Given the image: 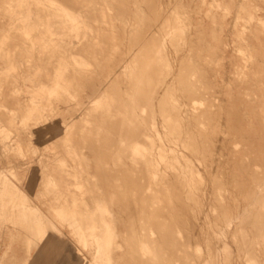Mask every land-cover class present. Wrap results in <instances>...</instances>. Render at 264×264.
<instances>
[{
  "label": "rangeland",
  "instance_id": "rangeland-1",
  "mask_svg": "<svg viewBox=\"0 0 264 264\" xmlns=\"http://www.w3.org/2000/svg\"><path fill=\"white\" fill-rule=\"evenodd\" d=\"M20 1L6 0L4 8L8 9L9 6H14L8 13H4V9H0V184H16L23 188L27 193L28 190H26V186L31 185L34 192L30 196V200H32L31 205L34 204V207L39 204V206L37 205L36 207H39L40 209L38 208V210L37 208H35L31 210L32 212H29V215L31 214L29 217H32L31 220L29 219L28 223L25 226H22L19 209H13V212L6 213L5 210H3L4 208L0 207V250L1 248H4V251L6 252L4 253L3 258H0V260H12L14 259L16 253H18L19 255L24 253L23 255H25V253H27V245L25 241L27 238H29V236L30 240L32 241V247L34 248L37 245L43 243L44 240L50 235L57 236V233L55 232H58L59 229L61 234L58 233L60 235H58V237L68 242L72 246V248L76 250L80 255V261L86 260L88 261L87 264H90L91 262V264H104V262L102 261V254H100L98 251V237H101L108 232L115 233L114 241L111 245L112 250H110L111 256L113 257L112 264H148V262H146L147 260L145 262L143 261V263L142 261L139 262L142 255L141 250L138 248L140 246L137 244V238H140V236H142L139 235L142 234L139 226H141V223L143 222L147 223L146 221H148L149 219L148 213L146 214L147 201L145 198L147 184H109L104 181L102 175L98 176L97 162L101 154H107L108 156L111 155L113 158L116 155L114 154L115 152L121 155L122 153H120L119 147H121V150L125 148L124 151H130L132 139H129L133 137L132 134L134 132L132 131L135 130V133L137 131V134H141L145 129L148 131L151 127H154V129L152 128L153 130L149 134L152 135L153 139H156V142L155 140H153L154 142L152 141V143H156L155 146H163L164 144V147H166L164 149L167 150L173 145V147H176L177 151L179 150L187 156H192L191 152H189L190 150L188 151V148H185L188 144L191 143V135H189V132L192 130L193 131L190 132L191 134L196 133L193 137H191L192 139L195 138L196 135L198 136V139L202 138L203 140H206L208 138V140H206L208 142V145L206 144L207 146L212 144L209 149L212 148L213 152L215 153H213L211 149L207 150L209 152L211 151V153L208 154H212L209 155L207 164H203L197 159L199 161L198 162L195 158L192 157V161L195 167L204 176L206 183V193L204 192L203 196V200L205 201H203L204 212L203 215H201L202 219L200 220V225L204 228V231H206L204 238L200 240L199 237V243L201 245V249L203 250L202 253L206 255V239L208 237L206 232L213 223H216L215 215L217 216L219 214L217 205L214 206L216 204L213 201L215 195L212 194H215V190L212 186V180L210 179H212L213 176H220L219 178L222 179L221 181L224 182L223 185H225L222 189V193L224 194V192H226L224 194L225 203L229 207L230 213H234V216H237L239 213L240 216H244L246 214L245 211L248 207H255L254 203L249 205L247 203L248 201L244 198L246 192H251L254 188L253 175L255 178L256 176H258V174L256 175L257 170V173H259L258 177H264V0H93L90 7L92 9L95 8V12L91 13H93L94 16L98 18V21L90 22L88 20L85 23L86 25L81 24L80 27L76 29L72 34H67L63 26H61L60 24H56L55 20H52L46 16L48 12L53 11V7L57 8L59 6H51L49 3L50 0H27L31 2V8L34 11L41 10V12L37 15L39 16V19L36 21L38 31L31 36H25L21 32L24 24L21 21V18L23 17L22 9L18 8ZM36 1H40L41 4H35ZM138 1L141 2V4ZM223 8L225 9V11ZM155 11L156 13L154 15ZM86 12V9H83L81 12L83 15L81 17L82 21L86 20V17L84 18ZM19 14L21 15L18 16ZM5 16H7V19H5ZM187 16H189V18ZM174 19L176 21L178 19L179 20L176 22ZM180 19H182L181 22ZM165 21H168L169 23H166ZM182 21L186 22H184L183 24ZM54 23L57 26H55ZM144 24L146 27L143 26ZM184 27H186L187 31ZM123 29H126L125 32ZM169 29L170 31H168ZM130 30L132 32H130ZM142 32L144 33L142 34ZM174 32L176 35L174 34ZM50 33H53L54 35L51 36ZM172 33L173 36H171ZM36 35L38 38L36 37ZM151 37H153V40L151 39ZM157 39L160 46H158L159 44L157 43ZM32 40L34 41L33 43H31ZM177 41L180 42L178 43ZM156 44L157 47H155ZM184 46L187 50L184 49ZM107 47L109 52L107 51ZM148 47H150V49ZM178 49L180 50L178 51ZM149 54H151L150 57ZM154 56L156 58H154ZM121 58H123L122 60H124L122 62L123 68L118 69V73L111 74V71L114 70L115 65L121 61ZM153 60L158 62H155ZM199 60L202 62H200ZM151 62L154 66L156 64V68L154 66H152L154 69L148 67L151 66ZM163 62L164 64L162 65ZM168 62L170 64H168ZM102 69L104 70V72ZM190 69H193L192 72L190 71ZM179 72H181V76L178 74ZM185 74L186 78L183 77ZM191 74H193L192 76L194 77L192 80H190L192 78ZM108 75L109 77H107ZM148 75H150L151 77ZM181 78H185L183 81L189 78V80H186L188 84L186 81H177ZM154 79L156 81L158 80V83L155 82ZM135 80L138 81L136 82ZM193 80L195 82H193ZM150 81L152 82V84ZM197 81L198 83H196ZM189 82L192 83L190 84ZM102 83L104 84V88L100 86ZM131 83H133L134 85ZM153 83H157L155 90L153 88L151 90V86L153 85ZM46 84H49V87L50 85H53L51 87H54L55 85V87L49 89ZM181 84L185 86L183 87V89ZM186 84L188 85V87ZM168 86L170 88H168ZM176 86L181 88L178 89ZM194 86L197 90L193 88ZM99 87L102 88L100 94H98L97 89ZM126 87L129 88L127 89ZM156 89L159 91L161 90L159 95L161 98L158 96L157 101V98H155L154 100L153 97H150L151 95L153 96V94L155 95V92L157 91ZM186 89H189V93L187 92L188 94H185V91H187ZM177 90H180L179 93ZM93 91H96L97 93ZM103 93H105L106 95H104ZM163 93L164 95H162ZM102 96L104 97L101 98ZM186 96L187 98H185V100L183 97ZM148 98L150 100H148ZM190 98L197 99V105L194 103L196 112L193 111L192 115L190 114V109L188 110V108H191L189 105L191 101ZM167 99L170 100L168 101ZM139 101L141 102V105ZM146 101L147 103L149 102L148 104L150 105H148ZM151 101L152 103H154L153 105L158 106H155L156 109L150 103ZM166 101L168 102L167 104H174H171V107L169 105L167 106ZM170 101L172 102L170 103ZM130 103L133 104V107ZM162 103L164 104V106H162ZM165 104L167 106L166 108ZM175 104H179L181 106H176ZM224 106H226L227 108ZM168 107L170 108V112L176 110L173 112V115H175L174 118L171 117L173 116L172 113L170 114L167 112L169 110ZM173 107L175 108L173 109ZM160 108H163L164 110L162 109L160 112ZM131 110L133 112H135L136 110V112L134 113L136 115H134ZM154 110L156 111V113ZM157 110L160 113L158 114V116L160 115L166 118L163 119V117L160 116L159 118L158 116L156 117L158 112ZM124 111H127V115ZM137 111L142 118L137 114ZM180 111L182 113L181 115ZM129 112H131V115L129 114ZM163 112L167 113L168 115L170 114V116H166ZM177 112L179 113V115L177 114L178 120L175 119L177 117ZM188 112H190V115L188 114ZM183 113H185L187 116L184 115V117ZM132 114L134 115L133 117H139L137 119H139L141 122H145V125L148 124L146 125L147 128L144 124L141 123V125L139 126L140 121L132 118ZM153 116H155L156 120H154ZM217 116L219 119H221V121L217 118ZM168 117L171 118V120L169 119L170 121L168 120ZM213 117H215V119H213ZM129 118L133 121L135 120L134 122H132L134 125H138V130L136 126L132 125V122ZM118 119H120V121L123 120L121 123L122 125L120 124V121ZM173 119L175 121H173ZM181 119H183L184 122L181 121ZM202 119L204 125L203 122L199 123V121H202ZM116 120L117 123H114L116 122ZM190 121H194L191 123L192 125L190 124ZM207 121H209V123L211 122V126L212 124H214L212 126L213 130L211 129L212 127L210 126V124H208ZM172 122H176V124L178 123V125L182 126L178 127L174 124L176 126V129L172 128L175 127L173 126ZM167 123L169 124V126L170 124H172V127L170 126V129L172 128L171 130L168 128L169 126ZM187 123L188 126L190 125L189 128L193 127L192 129L190 128V131ZM117 125L122 126V129L125 127V133L124 130L121 131V129L118 128ZM180 127L184 132L181 131L182 129ZM223 127L225 129H223ZM229 127L232 128L230 129ZM116 128H118L120 133L118 135H116V133H118V131L115 130ZM127 128L130 129V132L128 131L130 133L128 137V133L126 131ZM140 128L143 131H141ZM165 128H167L168 130ZM177 128H180V133H188L187 135L181 133L186 140H189V142L186 143L187 141H184L185 139L183 137V139L180 138V140H183L182 142H184L185 147L181 142L178 144L181 145V147L178 145H174V140L179 138V135L181 136ZM186 128L188 130H186ZM110 130H113V132H111ZM172 130H174L173 132L176 133L175 135L173 134ZM175 130L177 131L175 132ZM168 132L170 135L168 134ZM108 133L110 134V136H108ZM121 134L126 136L127 139L125 137H122ZM172 134L174 135V140ZM112 136L114 137L112 138ZM115 136L117 137L115 138ZM119 136L122 137V139ZM158 136H161V138L159 139ZM186 136L189 139H187ZM169 137L172 140H170ZM222 137L224 144L221 142ZM138 139L142 140L143 138H136V140ZM119 140H121V142L123 141L122 144L121 142L119 143ZM169 140L170 142H168ZM115 141L117 142L115 143ZM128 141H130L131 143ZM159 141L161 142L159 143ZM100 142H102V144ZM252 142L253 146L251 145ZM113 144H117L115 145L116 149L112 147ZM218 146L221 150L218 149ZM177 147L180 148L178 149ZM181 148L185 150H182ZM233 148L236 150H234ZM78 152L79 154H77ZM153 152H157L156 148ZM79 156H81L82 159ZM111 156L109 157L110 162L108 161V167L110 168V170H116L117 172L120 167L116 164V162H112V164H116L115 166L111 165V161L113 159ZM118 156L119 155L117 154L115 158L118 159ZM114 159L113 161H115ZM218 159L222 160V162ZM218 161H220L219 163H221L220 166H218ZM198 164H201V167L198 166ZM240 166H242L243 168ZM244 167L247 168L246 171L243 172L245 174L242 173V169H244ZM208 168L211 170H209ZM214 168L215 170H213ZM212 170L214 171L213 173ZM216 170L219 173L216 172L217 175H214ZM221 171L226 175H224ZM227 171L229 173H227ZM232 172L233 174H235L233 175ZM209 173L213 175H210ZM236 174L242 179V181H236L234 179V176ZM24 176H27L29 183L31 182L32 184H26V182H22ZM235 182H241L239 184L241 186L239 187L238 183ZM259 183L263 184L264 181H260ZM139 187L143 188V190L145 191L140 192ZM224 188L228 191V193ZM226 194L228 195L226 196ZM17 196H19V194ZM237 199L239 200L238 202ZM7 200H9V197L5 198L4 200L0 197V204H3V202ZM74 200L78 201L80 210L84 213L83 217L77 214H75L76 216L71 214L69 205H72ZM14 201L21 204V200L19 199H14ZM98 201L103 206L96 205L99 204ZM45 205L52 206L55 210L52 209L47 213V211L43 207ZM142 205L144 206V209H142ZM98 207H100V210L101 208L102 210L104 209V211H101L102 213L99 212ZM36 209L37 213H35ZM40 210L43 211L42 214V211ZM89 210L93 212L91 213ZM43 214L47 216H43ZM64 214L66 217L64 216ZM33 215L36 216V218ZM39 215L42 224H44V222H46L47 220L46 231L49 236H41L40 234L39 226H37L38 222V225H40L41 222L37 217ZM10 216L12 218H10ZM69 216L70 218H72V220H66L69 219ZM99 216L100 220L103 221V223L105 222L106 225L108 224L107 227L105 223L102 224V222H100ZM101 217L104 218L101 219ZM141 217L142 219H148L146 221L144 219V221L141 219L140 221ZM82 218H84L85 221L89 218V222L86 221V223H89L88 225L93 227L92 230L88 231V247H85L82 244L80 236L76 232L79 229L78 226H80V224L82 225ZM95 218L96 220H94ZM79 221L80 224H78ZM236 221L239 220L236 218V220L234 219L233 222L228 226H221L220 231L223 232V236L221 237L227 244L226 246L231 249L229 250L230 252H232L234 258H236L238 261L239 258L241 259V263L236 264H247L248 262L241 258L244 255L239 252L237 242L234 239V232L236 233L235 227L238 223ZM51 222L54 224V226H52L53 224ZM111 222L113 223V225L111 224ZM72 223L73 227L71 225ZM75 223H77L78 225ZM99 223L101 227H98L100 226L98 225ZM34 227L36 230L34 229ZM48 227L52 228L51 232ZM103 229H106V231H103ZM98 231H102L103 234ZM138 231H140L141 233H138ZM258 234L259 232L253 231L250 237L252 238L253 236L252 239L257 242H255L257 251L253 252V254L256 258L255 260L259 259L258 261H260L261 258H264V250L261 244H259L261 242L257 240L260 238V235L258 236ZM211 237L214 236H212L211 234ZM131 240L135 241L133 242ZM93 248L96 251H94ZM137 253H139V255L141 256H138ZM239 254L240 257H238ZM258 254L260 255L258 256ZM135 255H137L139 259ZM135 259L137 260L135 261ZM148 259L151 260V256L148 257ZM262 264H264V262Z\"/></svg>",
  "mask_w": 264,
  "mask_h": 264
},
{
  "label": "bare ground",
  "instance_id": "bare-ground-1",
  "mask_svg": "<svg viewBox=\"0 0 264 264\" xmlns=\"http://www.w3.org/2000/svg\"><path fill=\"white\" fill-rule=\"evenodd\" d=\"M20 1V0H19ZM92 1L93 0H50L49 1V3H50V5L51 6H59V7H57V8H54L53 7V11H51V12H48V14L46 15L48 18H50V19H52V20H55L56 21V24H60L61 26H63V28L66 30V32H67V34H72L76 29H78L79 27H80V25L81 24H85L88 20L91 22V21H98V18L96 17V16H94V14L93 13H91V12H95V8H91L90 7V5H91V3H92ZM155 1V0H154ZM234 1V0H233ZM139 2V1H138ZM148 2V1H147ZM164 2V1H163ZM179 2V1H178ZM5 3H6V0H1L0 1V9H4L3 10V12L5 13V12H9L10 10H11V8L12 7H14V6H9V8L8 9H6V8H4V5H5ZM16 3H17V1H16ZM20 4H19V6H18V8H20V9H22V12H23V17L21 18V21L23 22V24H24V26L22 27V29H21V32L25 35V36H31V35H33L35 32H37L38 31V28H37V26H36V21L39 19V16H37L40 12H41V10H33L32 8H31V2L30 1H27V0H21L20 2H19ZM140 4H141V2H139ZM232 3V2H231ZM35 4H41L40 3V1H36L35 2ZM140 4H139V7H140ZM219 4V3H218ZM239 4V3H238ZM135 5H136V3H135ZM148 6V5H147ZM180 6V5H179ZM191 6V5H190ZM190 6H189V9H190ZM136 7V6H135ZM134 7V8H135ZM143 7V6H142ZM213 7V6H212ZM225 7V6H224ZM52 8V7H51ZM165 8V7H164ZM178 8V7H177ZM184 8V7H183ZM83 9H86L87 10V12H86V15L84 16V18L86 17V20L85 21H82L81 20V17L83 16L82 15V10ZM153 9V8H152ZM151 9V10H152ZM212 9V8H211ZM224 9V8H223ZM227 9V8H226ZM229 9H231V8H229ZM143 10V9H142ZM188 10V9H187ZM245 10H246V8H245ZM100 11V10H99ZM153 11V10H152ZM182 11H183V9H182ZM224 11H225V9H224ZM35 12V13H34ZM138 12V11H137ZM147 12V11H146ZM160 12V11H159ZM211 12V11H210ZM231 12V11H230ZM236 12V11H235ZM47 13V12H46ZM145 13V12H144ZM155 13H156V11L154 12V15H155ZM163 13V12H162ZM165 13V12H164ZM175 13V12H174ZM188 13V12H187ZM190 13V12H189ZM17 14V13H16ZM146 14V13H145ZM21 14H19L18 16H20ZM139 15V14H138ZM158 15V14H157ZM177 15V14H176ZM189 15V14H188ZM229 15V14H228ZM17 16V17H18ZM101 16V15H100ZM140 16V15H139ZM148 16V15H147ZM15 17V16H14ZM41 17V16H40ZM188 18H189V16H187ZM186 17V18H187ZM103 18V17H102ZM140 18V17H139ZM143 18V17H142ZM161 18V17H160ZM177 18V17H176ZM180 18V17H179ZM214 18H216V17H214ZM252 18V17H251ZM5 19H7V16H5ZM12 19H13V17H12ZM236 19V18H235ZM139 20V19H138ZM162 20V19H161ZM175 20V19H174ZM179 20V19H178ZM177 20V21H178ZM181 20L182 19H180V22H181ZM263 20H264V18H263ZM11 21V20H10ZM140 21V20H139ZM149 21V20H148ZM154 21V20H153ZM176 21V20H175ZM176 21V22H177ZM243 21V20H242ZM166 22V21H165ZM168 22V21H167ZM166 22V23H167ZM183 22V21H182ZM184 22H186V21H184ZM184 22H183V24H184ZM261 22V21H260ZM264 22V21H263ZM165 23V24H166ZM169 23V22H168ZM188 23V22H187ZM127 24V23H126ZM180 24V23H179ZM213 24V23H212ZM247 24V23H246ZM54 25H55V23H54ZM86 25V24H85ZM88 25H90V24H88ZM87 25V26H88ZM128 25V24H127ZM141 25V24H140ZM158 25V24H157ZM176 25H178V24H176ZM55 26H57V25H55ZM132 26V25H131ZM143 26H145V24L143 25ZM150 26V25H149ZM165 26V25H164ZM174 26H175V24H174ZM146 27V26H145ZM152 27V26H151ZM151 27H148V28H151ZM160 27H162V26H160ZM159 27V28H160ZM166 27H168V26H166ZM188 27H189V25H188ZM220 27V26H219ZM141 28V27H140ZM158 28V27H157ZM177 28V27H176ZM181 28V27H180ZM183 28V27H182ZM185 28V30H186V27H184ZM132 29V28H131ZM175 29V28H174ZM216 29V28H215ZM11 30V29H10ZM124 30V29H123ZM126 30V29H125ZM125 30H124V32H125ZM147 30V29H146ZM176 30V29H175ZM248 30H250V29H248ZM106 31V30H105ZM141 31H143V30H141ZM168 31H170V29L168 30ZM173 31V30H172ZM187 31V30H186ZM185 31V32H186ZM130 32H132L131 30H130ZM157 32V31H156ZM158 32H159V30H158ZM163 32V31H162ZM161 32V33H162ZM177 32V31H176ZM144 32H142V34H143ZM166 33V32H165ZM181 33V32H180ZM22 34V35H23ZM38 34V33H37ZM46 34V33H45ZM127 34V33H126ZM159 34V33H158ZM174 34H175V32H174ZM196 34V33H195ZM245 34V33H244ZM50 35L51 36H53L54 34L53 33H50ZM111 35V34H110ZM124 35H125V33H124ZM129 35V34H128ZM176 35V34H175ZM179 35H181V34H179ZM183 35V34H182ZM202 35V34H201ZM214 35V34H213ZM141 36H143V35H141ZM163 36V35H162ZM169 36H170V34H169ZM171 36H173V33H172V35ZM189 36V35H188ZM187 36V37H188ZM36 37H37V35H36ZM40 37V36H39ZM154 37V36H153ZM153 37H151V39L153 38ZM180 37V36H179ZM185 37V36H184ZM183 37V38H184ZM192 37V36H191ZM38 38V37H37ZM68 38H70V37H68ZM67 38V39H68ZM76 38V37H75ZM135 38V37H134ZM66 39V40H67ZM148 39H149V37H148ZM155 39V38H154ZM165 39V38H164ZM174 39V38H173ZM180 39V38H179ZM65 40V39H64ZM63 40V41H64ZM69 40H71V39H69ZM153 40V39H152ZM151 40V41H152ZM175 40V39H174ZM147 41V40H146ZM155 41V40H154ZM163 41V40H162ZM166 41V40H165ZM164 41V42H165ZM169 41V40H168ZM171 41V40H170ZM183 41V40H182ZM34 41L32 40L31 41V43H33ZM69 42V41H68ZM67 42V43H68ZM134 42V41H133ZM148 42V41H147ZM156 42V41H155ZM154 42V43H155ZM178 42V41H177ZM180 42V41H179ZM178 42V43H179ZM197 42V41H196ZM20 43V42H19ZM121 43V42H120ZM123 43V42H122ZM146 43V42H145ZM157 43L159 44V42H158V39H157ZM182 43V42H181ZM180 43V44H181ZM65 44H66V42H65ZM151 44V43H150ZM163 44V43H162ZM179 44V45H180ZM23 45V44H22ZM31 45V44H30ZM105 45V44H104ZM166 45V44H165ZM176 45H177V43H176ZM67 46V45H66ZM150 46V45H149ZM158 46H160V44L158 45ZM200 46H201V44H200ZM208 46V45H207ZM210 46V45H209ZM62 47H64V46H62ZM141 47V46H140ZM146 47V46H145ZM155 47H157V44L155 45ZM155 47H153V48H155ZM179 47V46H178ZM187 47V46H186ZM190 47V46H189ZM204 47V46H203ZM18 48V47H17ZM66 48V47H65ZM133 48V47H132ZM149 49H150V47H148ZM173 48V47H172ZM191 48V47H190ZM200 48H202V47H200ZM159 49V48H158ZM167 49V48H166ZM184 49H186L185 48V46H184ZM198 49H199V47H198ZM209 49V48H208ZM141 50V49H140ZM140 50H139V53H140ZM155 50V49H154ZM175 50V49H174ZM180 49H178V51H179ZM187 50V49H186ZM192 50V49H191ZM10 51V50H9ZM37 51V50H36ZM107 51L109 52V50H108V47H107ZM172 51V50H171ZM202 51V50H201ZM204 51V50H203ZM217 51V50H216ZM13 52V51H12ZM15 52V51H14ZM107 52V53H108ZM138 52V51H137ZM158 52H159V50H158ZM158 52H157V54H158ZM161 52V51H160ZM181 52V51H180ZM198 52V51H197ZM196 52V53H197ZM214 52H215V50H214ZM245 52V51H244ZM155 53V52H154ZM176 53H177V51H176ZM206 53H207V51H206ZM242 53H243V51H242ZM151 54H152V52H151ZM151 54H149V57H150V55ZM160 54V53H159ZM198 54V53H197ZM95 55V54H94ZM119 55V54H118ZM134 55V54H133ZM146 55V54H145ZM166 55V54H165ZM171 55V54H170ZM11 56V55H10ZM117 56V55H116ZM132 56V55H131ZM142 56H143V54H142ZM158 56H160V55H158ZM157 56V57H158ZM196 56V55H195ZM246 56V55H245ZM145 57V56H144ZM190 57V56H189ZM13 58V57H12ZM139 58V57H138ZM154 58H156L155 56H154ZM163 58V57H162ZM161 58V59H162ZM204 58V57H203ZM1 59V58H0ZM10 59H11V57H10ZM79 59V58H78ZM115 59V58H114ZM123 58H121V61L120 62H116L117 64L115 65V67H114V70L113 71H111L112 73L111 74H115V73H118L117 72V70L118 69H121V68H123V65H122V62L124 61V60H122ZM125 59V58H124ZM153 59V58H152ZM199 59H201V58H199ZM118 60V59H117ZM134 60V59H133ZM139 60H141V59H139ZM146 60V59H145ZM144 60V61H145ZM150 60V59H149ZM156 60V59H155ZM155 60H153V61H155ZM164 60V59H163ZM166 60V59H165ZM174 60H175V58H174ZM192 60V59H191ZM217 60V59H216ZM4 61V60H3ZM10 61V60H9ZM72 61V60H71ZM143 61V60H142ZM152 61V60H151ZM200 61V60H199ZM81 62H82V60H81ZM136 62H138V61H136ZM147 62V61H146ZM155 62H158V61H155ZM177 62V61H176ZM181 62H183V61H181ZM185 62V61H184ZM200 62H202V61H200ZM203 62H205V61H203ZM207 62V61H206ZM127 63V62H126ZM208 63V62H207ZM19 64H21V63H19ZM82 64V63H81ZM104 64H105V62H104ZM114 64V63H113ZM149 64V63H148ZM158 64V63H157ZM164 64V62L162 63V65ZM168 64H170L169 62H168ZM128 65V64H127ZM150 65L151 66H148V67H151V68H153L152 66H154L153 64H152V62L150 63ZM175 65V64H174ZM211 65V64H210ZM85 66V65H84ZM106 66V65H105ZM110 66V65H109ZM139 66H140V64H139ZM155 66H156V64H155ZM154 66V67H155ZM182 66V65H181ZM137 67H138V65H137ZM160 67V66H159ZM158 67V68H159ZM168 67V66H167ZM172 67V66H171ZM175 67V66H174ZM190 67V66H189ZM194 67V66H193ZM144 68V67H143ZM156 68V67H155ZM173 68V67H172ZM182 68V67H181ZM82 69V68H81ZM84 69V68H83ZM104 69V68H103ZM102 69V70H103ZM105 69H106V67H105ZM104 69V70H105ZM138 69V68H137ZM136 69V70H137ZM142 69V68H141ZM154 69V68H153ZM169 69V68H168ZM104 70H103V72H104ZM134 70V69H133ZM139 70V69H138ZM156 70V69H155ZM161 70V69H160ZM159 70V71H160ZM164 70V69H163ZM193 70V69H192ZM192 70L190 69V71L192 72ZM106 71V70H105ZM167 71V70H166ZM179 71V70H178ZM180 71H181V69H180ZM60 72V71H59ZM139 72V71H138ZM153 72V71H152ZM176 72V71H175ZM199 72V71H198ZM133 73V72H132ZM146 73V72H145ZM168 73H169V71H168ZM180 73L181 72H179L178 74L180 75ZM195 73V72H194ZM106 74V73H105ZM165 74V73H164ZM184 74V73H183ZM188 74V73H187ZM197 74V73H196ZM55 75V74H54ZM103 75V74H102ZM117 75V74H116ZM127 75V74H126ZM130 75V74H129ZM147 75V74H146ZM158 75V74H157ZM169 75V74H168ZM193 74H191V76H192ZM209 75V74H208ZM7 76V75H6ZM99 76V75H98ZM104 76V75H103ZM148 76H150V75H148ZM154 76H155V73H154ZM181 76V75H180ZM190 76V77H191ZM107 77H109V75L107 76ZM134 77H136V76H134ZM145 77V76H144ZM151 77V76H150ZM179 77V76H178ZM183 77H185L186 78V74L183 76ZM189 77V78H190ZM127 78V77H126ZM140 78V77H139ZM154 78H156V77H154ZM158 78V77H157ZM184 78V79H185ZM189 78L188 79H186V80H189ZM194 77L192 76V78L190 79V80H192ZM200 78V77H199ZM38 79V78H37ZM43 79V78H42ZM55 79H57V78H55ZM68 79V78H67ZM148 79V78H147ZM160 79V78H159ZM174 79V78H173ZM179 79V78H178ZM182 79V78H181ZM177 80V81H183L184 79H182V80ZM143 80H144V78H143ZM142 80V81H143ZM155 80V79H154ZM162 80V79H161ZM185 80V81H186ZM136 82L138 81V80H135ZM141 81V80H140ZM148 81V80H147ZM152 81V80H151ZM150 81V82H151ZM158 81V80H157ZM156 80H155V82H157ZM185 81H183V82H185ZM199 81V80H198ZM198 81L196 82V83H198ZM6 82V81H5ZM102 82V81H101ZM149 82V83H150ZM153 82V81H152ZM152 82H151V84H152ZM154 82V83H155ZM174 82V81H173ZM173 82H172V84H173ZM187 82V81H186ZM193 82H195L194 80H193ZM153 83V85L151 86V84H150V86H151V90H152V88L155 90V88H156V84L158 83H156V84H154ZM160 83V82H159ZM182 83V82H181ZM190 83V82H189ZM192 83V82H191ZM190 83V84H191ZM44 84V83H43ZM87 84V83H86ZM116 84V83H115ZM131 84H133V83H131ZM147 84V83H146ZM187 84H188V82H187ZM186 84V85H187ZM189 84V85H190ZM47 86L49 85V84H46ZM92 85V84H91ZM95 85V84H94ZM93 85V86H94ZM103 83L100 85L102 88H104L103 87ZM108 85V84H107ZM134 85V84H133ZM135 85H136V83H135ZM144 85V84H143ZM155 85V86H154ZM176 85V84H175ZM182 85V84H181ZM183 85H184V83H183ZM182 85V89H183V87H185V86H183ZM195 85V84H194ZM224 85V84H223ZM1 86V85H0ZM51 86H53V85H50V87H49V89H51V88H54L55 87V85H54V87H51ZM126 86V85H125ZM140 86H141V84H140ZM174 86V85H173ZM178 86V85H177ZM176 86V87H177ZM44 87V86H43ZM101 87H99V88H97L98 89V94H100L101 93V91H102V88ZM106 87V86H105ZM132 87V86H131ZM164 87V86H163ZM187 87H188V85H187ZM200 87H202V86H200ZM226 87V86H225ZM95 88H96V86H95ZM94 88V89H95ZM127 89L129 88V87H126ZM136 88V87H135ZM138 88V87H137ZM143 88V87H142ZM159 88V87H158ZM168 88H170L169 86H168ZM178 89L179 88H181V87H177ZM193 88H195V86L193 87ZM41 89V88H40ZM48 89V90H49ZM139 89V88H138ZM166 89V88H165ZM196 89V88H195ZM43 90V89H42ZM96 90V89H95ZM119 90V89H118ZM142 90V89H141ZM144 90V89H143ZM153 90V91H154ZM157 90V89H156ZM181 90V89H180ZM180 90H177L178 91V93H179V91ZM187 91H185V94L189 91V89H186ZM197 90V89H196ZM45 91V90H44ZM51 91V90H50ZM116 91V90H115ZM126 91V90H125ZM130 91V90H129ZM147 91V90H146ZM149 91V90H148ZM176 91V92H177ZM54 92V91H53ZM93 92H96V91H93ZM134 92V91H133ZM137 92V91H136ZM160 92H161V90L159 91V90H157L156 92H155V95L153 94V96L151 95L150 97H153V99L155 100V98H157L156 99V101L158 100V96L160 95ZM97 93V92H96ZM129 93V92H128ZM174 93V92H173ZM183 93V92H182ZM189 93V92H188ZM187 93V94H188ZM197 93V92H196ZM48 94V93H47ZM95 94V93H94ZM94 94H92V95H94ZM104 95H106L105 93H103ZM135 94V93H134ZM137 94V93H136ZM152 94V93H151ZM171 94V93H170ZM184 94V95H185ZM97 95V94H96ZM139 95V94H138ZM145 95V94H144ZM150 95V94H149ZM162 95H164V93L162 94ZM176 95V94H175ZM179 95V94H178ZM183 95V96H184ZM191 95V94H190ZM197 95V94H196ZM203 95V94H202ZM129 96V95H128ZM142 96H143V94H142ZM148 96V95H147ZM168 96H169V94H168ZM177 96V95H176ZM192 96V95H191ZM92 97H94V96H92ZM104 96H102L101 98H103ZM106 97V96H105ZM160 97V96H159ZM163 97V96H162ZM199 97V96H198ZM48 98V97H47ZM89 98H90V96H89ZM140 98V97H139ZM143 98V97H142ZM161 98V97H160ZM173 98V97H172ZM184 99L185 98H187V96L186 97H183ZM46 99V98H45ZM126 99V98H125ZM152 99V100H153ZM166 99V98H165ZM174 99V98H173ZM172 99V100H173ZM191 99V101H190V103H189V105H190V107L191 108H188V110L190 109V112H188V114L190 113L191 115H192V112L193 111H195V104H196V102H197V99L195 98V99H192V98H190ZM39 100V99H38ZM74 100V99H73ZM99 100H100V98H99ZM98 100V101H99ZM127 100V99H126ZM132 100H133V98H132ZM137 100V99H136ZM148 100H150L149 98H148ZM168 100V99H167ZM170 100V99H169ZM168 100V101H169ZM181 100V99H180ZM186 100V99H185ZM235 100V99H234ZM199 101H200V99H199ZM123 102V101H122ZM129 102V101H128ZM145 102V101H144ZM154 102V101H153ZM162 102H164V101H162ZM172 101H170V103H171ZM186 102V101H185ZM36 103H38V102H36ZM99 103V102H98ZM132 103V102H131ZM130 103V104H131ZM139 103H140V105H141V102L139 101ZM146 103H147V101H146ZM149 103V102H148ZM147 103V104H148ZM151 104H152V106H154V108H155V106L156 105H153L154 103H152V101L150 102ZM161 103V102H160ZM168 102L166 101V104H167ZM195 103V104H194ZM94 104V103H93ZM120 104H121V102H120ZM159 104V103H158ZM166 104H165V108L169 105H171V104H167V106H166ZM174 104V103H173ZM172 104V105H173ZM177 104V103H176ZM175 104V105H176ZM185 104V103H184ZM127 105V104H126ZM132 105V107H133V104H131ZM137 105V104H136ZM143 105V104H142ZM148 105H150V104H148ZM171 105V106H172ZM179 105V104H178ZM178 105H176V106H178ZM186 105H187V103H186ZM197 105V104H196ZM248 105V104H247ZM258 105V104H257ZM85 106V105H84ZM145 106V105H144ZM162 106H164V104L162 103ZM170 106V107H171ZM175 106V107H176ZM179 106H181V105H179ZM185 106V105H184ZM202 106V105H201ZM215 106V105H214ZM223 106V105H222ZM221 106V107H222ZM261 106V105H260ZM129 107V106H128ZM131 107V108H132ZM156 107H158V106H156ZM175 107H173V109L175 108ZM189 107V106H188ZM212 107V106H211ZM210 107V108H211ZM224 107H226V106H224ZM259 107V106H258ZM130 108V107H129ZM136 108V107H135ZM153 108V107H152ZM153 108V109H154ZM169 108V107H168ZM178 108H180V107H178ZM183 108V107H182ZM213 108H216V107H213ZM212 108V109H213ZM227 108V107H226ZM225 108V109H226ZM156 109V108H155ZM163 108H160L159 110H160V112H161V110H162ZM172 109V108H171ZM148 110V109H147ZM164 110V109H163ZM187 110V109H186ZM214 110V109H213ZM255 110V109H254ZM130 111V110H129ZM132 111V110H131ZM143 111V110H142ZM155 111V110H154ZM158 111V110H157ZM167 111V110H166ZM174 111H176V110H174ZM173 111V112H174ZM182 111V110H181ZM181 111H180V115L182 114L181 113ZM125 112V111H124ZM127 112V111H126ZM126 112H125V114H126ZM133 112V111H132ZM135 112H136V110H135ZM135 112H133V114L135 113ZM147 112V111H146ZM151 112V111H150ZM153 112V111H152ZM168 113H172V115L174 114L173 112H170V108H169V110L167 111ZM196 112V111H195ZM233 112V111H232ZM234 112H236V111H234ZM75 113V112H74ZM131 112H129V114H130ZM142 113V112H141ZM149 113V112H148ZM147 113V114H148ZM155 113H156V111H155ZM166 116L168 115L167 113H165V112H163ZM246 113V112H245ZM128 114V115H129ZM132 114V118H135V119H137V118H139V117H133L134 115H136V114H134L133 115ZM137 114H138V111H137ZM144 114V113H143ZM154 114V113H153ZM152 114V115H153ZM158 114H160L159 113V111L157 112V115H156V117L158 116ZM163 114V115H164ZM170 114L168 115V116H170ZM177 114L179 115V113L177 112L176 113V116H177ZM189 114V115H190ZM213 114V113H212ZM223 114V113H222ZM221 114V115H222ZM227 114V113H226ZM231 114V113H230ZM123 115V114H122ZM127 115V114H126ZM131 115V114H130ZM139 115V114H138ZM137 115V116H138ZM155 115V114H154ZM161 115H162V113H161ZM187 116L185 113H183V116ZM210 115V114H209ZM208 115V116H209ZM220 115V116H221ZM18 116V115H17ZM140 116V115H139ZM144 116V115H143ZM151 116V115H150ZM160 116V115H159ZM159 116H158V118H159ZM174 116L175 115H173V116H171V117H173L174 118ZM182 116V117H183ZM184 116V117H185ZM195 116V115H194ZM203 116V115H202ZM219 116V117H220ZM229 116V115H228ZM233 116V115H232ZM93 117V116H92ZM130 117V116H129ZM141 117V116H140ZM154 117V120H156L155 119V116H153ZM152 117V118H153ZM160 117H163V119H165L164 118V116H160ZM180 117V116H179ZM183 117V118H184ZM191 117V116H190ZM193 117V116H192ZM80 118V117H79ZM142 118V117H141ZM140 118V119H141ZM144 118V117H143ZM178 118V116L175 118V119H177ZM188 118V117H187ZM195 118V117H194ZM202 118V117H201ZM209 118V117H208ZM217 118H218V116H217ZM222 118V117H221ZM236 118H237V115H236ZM93 119V118H92ZM96 119V118H95ZM130 119V118H129ZM146 119H148V118H146ZM171 120V118H169L168 117V120ZM213 119H215V117H213ZM212 119V120H213ZM219 119V118H218ZM52 120V119H51ZM119 121H120V119H118ZM137 120H139V119H137ZM142 120V119H141ZM154 120H153V122H154ZM169 120V121H170ZM178 120V119H177ZM189 120V119H188ZM200 120V119H199ZM220 121H221V119H219ZM227 120V119H226ZM237 120V119H236ZM109 121V120H108ZM115 121V120H114ZM113 121V122H114ZM123 121V120H122ZM122 121H120V124L122 123ZM130 121L132 122L133 120L132 119H130ZM135 121V120H134ZM133 121V122H134ZM140 121V120H139ZM138 121V122H139ZM167 121V120H166ZM166 121H164V122H166ZM173 121H175L174 119H173ZM181 121H183V119H181ZM186 121V120H185ZM195 121H196V119H195ZM64 122V121H63ZM69 122V121H68ZM133 122H132V125H134L133 124ZM137 122V123H138ZM146 122H148V121H146ZM161 122V121H160ZM162 122H163V120H162ZM168 122V121H167ZM176 122H178V121H176ZM176 122H172L173 123V126H175V125H177L178 127L179 126H182V125H178V123L176 124ZM180 122V121H179ZM184 122V121H183ZM192 122H194V121H190V124L192 123ZM200 122H203V119H202V121H199V123ZM208 122V124H210L209 123V121H207ZM216 122H217V120H216ZM227 122V121H226ZM67 123V122H66ZM86 123V122H85ZM90 123V122H89ZM105 123V122H104ZM109 123V122H108ZM114 123H117V120H116V122H114ZM119 123V122H118ZM125 123H126V119H125ZM144 124L145 125V122H139V126L141 125V124ZM152 123V122H151ZM199 123H198V125H199ZM222 123V122H221ZM232 123V122H231ZM87 124V123H86ZM91 124V123H90ZM153 124H155V123H153ZM168 124V123H167ZM175 124V125H174ZM179 124H181V123H179ZM194 124V123H193ZM207 124V123H206ZM262 124V123H261ZM84 125V124H83ZM82 125V126H83ZM107 125V124H106ZM122 125V124H121ZM146 125H148V124H146ZM145 125V126H146ZM192 125V124H191ZM197 125V124H196ZM203 125H204V122H203ZM214 124H212V126H213ZM236 125V124H235ZM234 125V126H235ZM263 125V124H262ZM69 126V125H68ZM86 126V125H85ZM94 126V125H93ZM109 126V125H108ZM111 126V125H110ZM127 126H129V125H127ZM134 126H138L137 124L136 125H134ZM145 126H144V128H145ZM150 126H152V125H150ZM167 126V125H166ZM168 126H169V124H168ZM167 126V127H168ZM170 126L172 127V124H170ZM170 126L168 127L169 129H170ZM185 126V125H184ZM187 126H188V123H187ZM186 126V127H187ZM190 126V125H189ZM189 126H188V128H189ZM194 126V125H193ZM205 126H207V125H205ZM209 126V125H208ZM210 126H211V124H210ZM211 126V127H212ZM234 126H232V127H234ZM117 127L118 128H120L121 129V131L122 130H124V128L122 129L121 127L122 126H120V125H117ZM131 127V126H130ZM136 127H135V129H136ZM143 127V126H142ZM149 127V126H148ZM161 127V126H160ZM164 127H165V125H164ZM200 127H202V126H200ZM200 127H199V129H200ZM221 127H222V125H221ZM231 127V128H232ZM71 128H72V126H71ZM77 128V127H76ZM94 128V127H93ZM110 128V127H109ZM113 128V127H112ZM118 128H116L115 130L116 131H118V133H116V135H118V134H120L119 133V130H118ZM133 128V127H132ZM146 128H147V126H146ZM154 129V127H151L148 131L146 130H144V132H142L141 134H137V131H136V133H135V130H133L132 132H134L132 135H133V137L132 138H128L129 140H131L132 139V143L130 142V141H128V142H130L131 143V146H130V151L129 150H125L124 151V149L123 150H121L120 148L121 147H119V150H120V153H122L121 155L119 154V153H114V154H116L115 155V157L117 156V154L119 155L118 156V159L117 158H113L111 155H107V154H101L100 156H99V159H98V176L99 175H102L103 176V179H104V181H106L107 183H109V184H147V187H146V191L145 190H143V188H140L139 187V191L140 192H142V191H145V198H146V201H147V212H146V214L148 213V221H146L147 219H144L147 223H145V222H143V223H141V226H139L140 227V229H141V231H142V234H139V235H142V236H140V238H137L138 240V242H137V244L140 246V247H138L140 250H141V255H139V253H137L138 254V256H141V258H140V261L139 262H141L142 261V263H143V261L145 262L146 260V262H148V264H236V263H241V259L239 258V261L236 259V258H234V256L232 255V252H230V248H228V246H226L227 244L224 242V240L222 239V237L221 236H223L222 235V231H220L221 230V226H225V225H229L230 223H232L233 222V220L235 219L236 220V218L239 220V221H236V222H238L237 223V225H236V233L234 232V236H235V240H236V242H237V246H238V248H239V252L242 254V255H244L243 257H241L243 260H246L248 263L247 264H262L263 262H264V258H261L260 259V261H258V260H255L256 258L254 257V254H253V252H255V251H257V248L255 247V244L257 243L255 240H253L252 238H253V236H252V238L250 237L251 236V234H252V232L254 231V232H259V234H258V236L260 237L259 239H257V240H259L261 243H259V244H261V246L263 247V250H264V183L262 184V183H259L260 181H264V177L263 178H260V177H258L259 176V173H257V170H256V175L258 174V176H256V178L254 177V175H253V181H254V188L252 189V191L251 192H246V195H245V199L248 201L247 203L250 205V204H252V203H254V205H255V207L254 208H250V207H248L247 209H246V214L244 215V216H240V213H239V211H238V215L237 216H234V213H230V210H229V207L226 205V203H225V193L226 192H224V194L222 193V189H223V187L225 186V185H223L224 184V182H222L221 180V178H219V177H212V179H210V180H212V186H213V188H214V190H215V194H212V195H215V198L213 199V201H214V203H216L214 206H216L217 205V209L219 210V214L216 216L215 215V218H216V223L213 225L212 223V225L209 227V229H208V231L206 232V234H207V239H206V244H207V248H206V255H204L202 252H203V250L201 249V245H200V241H199V237H200V240L202 239V238H204V236H205V231H204V228L200 225V220L202 219V216L201 215H203V209H204V205H203V196H204V192L206 193V183H205V178H204V176L200 173V171L195 167V165H194V163H193V161H192V157L193 158H195L196 160L198 159L201 163H203V164H207L208 163V157H209V155H212V154H208V153H211V151L209 152V151H207L208 149H209V147L212 145V144H210V142H209V146H207L208 144V142L206 141V140H208V138H207V135H206V140L204 139H198V136H196L195 135V138H191V137H193L194 136V134H196V133H193V134H191L190 132H192V131H190V128H189V135H191L190 136V144H186V143H188L189 142V140H186L185 138H184V136L182 135V134H184V135H187L186 133H183L184 131H183V129L181 130V131H183V132H181L180 133V128L178 129L177 128V130L179 131V134H181V136L179 135L178 137L179 138H177V139H175L174 140V135L176 134V133H174L173 131L174 130H172V132H173V140H174V142H175V144L174 145H178L180 142L181 143H183V146L185 147V145H184V142H182L183 140H180V138H184L185 140L184 141H187L185 144L187 145L185 148L187 149L188 148V151L189 152H191V155L192 156H187V155H185V154H183L182 152H180L179 150V152L176 150V147H173V145L171 146V147H169V149H164V148H166V147H164V144H163V146L162 145H157V146H155V144L154 143H152V141L153 140H155V142H156V139H153V137H152V135L151 134H149L150 132H152V130ZM155 128H156V126H155ZM158 128H159V126H158ZM172 128H175L176 129V126L175 127H172ZM171 128V129H172ZM193 128V127H192ZM191 128V129H192ZM196 128V127H195ZM206 128V127H205ZM230 128V127H229ZM230 128V129H231ZM250 128V127H249ZM92 129V128H91ZM100 129V128H99ZM164 129V128H163ZM162 129V130H163ZM165 129H167V128H165ZM170 129V130H171ZM208 129V128H207ZM212 130H213V127L211 128ZM223 129H225L224 127H223ZM229 129V130H230ZM252 129H253V127H252ZM263 129V128H262ZM78 130V129H77ZM90 130V129H89ZM109 130V129H108ZM130 129H128L127 128V133H128V135H127V137L129 136V131ZM137 130H138V127H137ZM140 130H141V128H140ZM168 130V129H167ZM169 130V131H170ZM177 130H175V132L177 131ZM186 130H188L187 128H186ZM194 130H196V129H194ZM203 130V129H202ZM68 131V130H67ZM103 131V130H102ZM111 132H113V130H110ZM129 131V132H128ZM141 131H143V130H141ZM166 131V130H165ZM204 131V130H203ZM206 131V130H205ZM139 132V131H138ZM158 132H160V131H158ZM163 132V131H162ZM186 132V131H185ZM212 132V131H211ZM231 132H232V130H231ZM124 133H125V130H124ZM123 133V134H124ZM201 133V132H200ZM224 133V132H223ZM90 134V133H89ZM93 134V133H92ZM109 134V133H108ZM123 134H121L122 135V137H125L126 138V136H124ZM155 134V133H154ZM166 134V133H165ZM168 134H169V132H168ZM96 135V134H95ZM99 135V134H98ZM115 135V134H114ZM120 135V136H121ZM126 135V134H125ZM132 135H130V136H132ZM158 135H159V133H158ZM170 135V134H169ZM210 135H211V133H210ZM228 135V134H227ZM243 135H245V134H243ZM108 136H110V134L108 135ZM119 136V137H120ZM165 136V135H164ZM168 136V135H167ZM170 136V137H171ZM94 137V136H93ZM114 136H112V138H113ZM117 136H115V138H116ZM119 137H118V139H119ZM122 137H120L121 139H122ZM138 137H142L143 139L142 140H136V138H138ZM159 137V136H158ZM170 137H169V139H170ZM219 137V136H218ZM224 137H226V136H224ZM245 137V136H244ZM47 138V137H46ZM89 138V137H88ZM161 138V136L159 137V139ZM167 138V137H166ZM182 138V139H183ZM186 138H187V136H186ZM216 138H217V136H216ZM220 138V137H219ZM127 139V138H126ZM158 139V140H159ZM168 139V138H167ZM187 139H189V138H187ZM212 139H214V138H212ZM227 139V138H226ZM162 140V139H161ZM170 140H172V139H170ZM170 140L168 141V142H170ZM193 140V141H192ZM211 140V139H210ZM220 140V139H219ZM100 141V140H99ZM102 141V140H101ZM107 141V140H106ZM110 141H111V139H110ZM118 141V140H117ZM117 141H115V143L117 142ZM108 142V141H107ZM106 142V143H107ZM121 142V140H119V143ZM123 142V141H122ZM122 142H121V144H122ZM154 142V141H153ZM161 141H159V143H160ZM215 142V141H214ZM220 142V141H219ZM223 144H224V142H223V137H222V141H221ZM220 142V143H221ZM99 143V142H98ZM101 144H102V142H100ZM114 143V142H113ZM151 143H152V145H151ZM256 143H258V142H256ZM77 144V143H76ZM121 144H120V146H121ZM125 144V143H124ZM169 144V143H168ZM201 144V145H200ZM207 144V145H206ZM260 144V143H259ZM112 145V144H111ZM115 145H117V144H113V146L112 147H114L115 148ZM251 145L253 146V142L251 143ZM258 145V144H257ZM107 146H108V144H107ZM106 146V147H107ZM170 146V145H169ZM178 146H180L181 147V145H178ZM183 146H182V148H183ZM220 146V145H219ZM218 146V147H219ZM239 146V145H238ZM252 146H251V149H252ZM255 146V145H254ZM82 147V146H81ZM110 147V146H109ZM180 147H177L178 149L180 148ZM213 147H214V145H213ZM221 147V146H220ZM220 147L218 148V149H220ZM264 147V146H263ZM79 148V147H78ZM111 148V147H110ZM113 148V149H114ZM156 148V150H157V152L156 153H154L153 151H154V149ZM168 148V147H167ZM181 148V149H182ZM225 148V147H224ZM262 148V147H261ZM82 149V148H81ZM98 149V148H97ZM116 149V148H115ZM114 149V150H115ZM180 149V150H181ZM211 150H212V148H210ZM209 149V150H210ZM226 149V148H225ZM231 149V148H230ZM234 149V148H233ZM258 149V148H257ZM5 150V149H4ZM3 150V151H4ZM182 150H185V149H182ZM221 150V149H220ZM234 150H236V149H234ZM6 151V150H5ZM93 151V150H92ZM118 151V150H117ZM216 151V150H215ZM212 152H213V150H212ZM221 152V151H220ZM259 152V151H258ZM264 152V151H263ZM213 153H215V152H213ZM261 153H262V151H261ZM261 153H259V154H261ZM5 154H6V152H5ZM77 154H79V152L77 153ZM114 154H113V156H114ZM24 155V154H23ZM214 155V154H213ZM222 155V154H221ZM112 157L115 161H113V159H112V161H111V165H114V164H112V162L114 163V162H116V164L117 165H119V169H118V171L116 172V170H110V168L108 167L109 166V163H108V161H109V157ZM154 156V157H153ZM219 156V155H218ZM223 156V155H222ZM263 156V155H262ZM79 157H81V156H79ZM107 157H108V160H107ZM141 159H140V158ZM191 157V158H190ZM213 157H215V156H213ZM84 158V157H83ZM226 158V157H225ZM81 159H82V157H81ZM86 159V158H85ZM117 159V160H116ZM215 159H217V158H215ZM232 159H233V157H232ZM197 160V161H198ZM218 160H220V159H218ZM224 160V159H223ZM243 160V159H242ZM14 161V160H13ZM85 161H87V160H85ZM198 161V162H199ZM214 161V160H213ZM221 162H222V160H220ZM220 161H218V163L220 162ZM229 161V160H228ZM233 161V160H232ZM256 161H257V159H256ZM110 162V161H109ZM216 162V161H215ZM225 162V161H224ZM234 162V161H233ZM233 162H232V164H233ZM242 162V161H241ZM249 162V161H248ZM255 162V161H254ZM2 163V162H1ZM218 163H217V165H218ZM236 163H238V162H236ZM240 163V162H239ZM115 164V165H116ZM212 164V163H211ZM220 164L221 163H219V165L218 166H220ZM230 164V163H229ZM41 165V164H40ZM87 165V164H86ZM114 165V166H115ZM201 164H198V166H200ZM210 165V164H209ZM227 165V164H226ZM241 165H244V164H241ZM252 165V164H251ZM263 165V164H262ZM12 166V165H11ZM114 166H112V167H114ZM206 166V165H205ZM212 166V165H211ZM217 166V167H218ZM249 166H250V163H249ZM41 167V166H40ZM201 167V166H200ZM203 167V166H202ZM222 167V166H221ZM240 167H242V166H240ZM248 167V166H247ZM45 168V167H44ZM199 168V167H198ZM216 168V167H215ZM215 168L213 169V170H215ZM230 168V167H229ZM243 168V167H242ZM209 169V168H208ZM211 169H212V167H211ZM211 169H209V170H211ZM223 169H225V168H223ZM245 169V170H244ZM244 169H242L243 171H242V173L244 172V171H246V169L247 168H245L244 167ZM212 170V173L214 172ZM231 170H233V169H231ZM240 170V169H239ZM259 170V169H258ZM43 171V170H42ZM219 171V170H218ZM223 171V170H222ZM221 171V172H222ZM241 171V170H240ZM263 171H264V169H263ZM5 172V171H4ZM210 172V171H209ZM217 170L215 171V173H214V175L216 174L217 175V173H219V172H217ZM225 172V171H224ZM235 172V171H234ZM249 172V171H248ZM223 173V172H222ZM227 173H229L228 171H227ZM250 173V172H249ZM264 173V172H263ZM28 174H30V173H28ZM208 174V173H207ZM210 174V173H209ZM224 174V173H223ZM232 174H233V172H232ZM235 174V173H234ZM233 174V175H234ZM243 174H245V173H243ZM261 174V173H260ZM210 175H213V174H210ZM220 175H222V174H220ZM224 175H226V174H224ZM251 175V174H250ZM263 175V174H262ZM229 176V175H228ZM232 176V175H231ZM43 177V176H42ZM206 177V176H205ZM233 177V176H232ZM50 178V177H49ZM99 178V177H98ZM225 178V177H224ZM223 178V179H224ZM229 178V177H228ZM3 179V178H2ZM100 179V178H99ZM234 179L236 180V181H242V179L236 174L235 176H234ZM247 179H249V178H247ZM227 180V179H226ZM230 180V179H229ZM234 180V181H235ZM252 180V179H251ZM21 181V180H20ZM0 182H1V177H0ZM22 182H26V184H32L31 182L29 183V180H28V177L27 176H24V178L22 179ZM28 182V183H27ZM49 182H51V181H49ZM54 182V181H53ZM53 182H52V184H53ZM211 182V181H210ZM250 182V181H249ZM98 183V182H97ZM233 183V182H232ZM232 183H229V184H232ZM235 183H238V186L240 187L241 185H239L240 183L239 182H235ZM234 183V184H235ZM47 184V183H46ZM102 184V183H101ZM252 184V183H251ZM231 186V185H230ZM245 186V185H244ZM22 187H23V185H22ZM27 187V189L26 190H28V193L23 189V188H21L20 186H18V185H16V184H0V197L4 200L5 198H7V197H9V200H7V201H5V202H3V204H0V207H3L4 209L3 210H5V212L6 213H10V212H13V209H19L20 211H19V215H21L20 216V218H21V222H22V226H25L27 223H28V220L30 219L31 220V218L32 217H29L30 215H29V212L31 211V210H33V209H35V208H39V207H36L37 205L39 206V204H35L36 206H34L33 207V205H31V201L32 200H30V196L34 193L33 192V189H32V186L30 185V186H26ZM227 187V186H226ZM232 187V186H231ZM234 187H235V185H234ZM133 188V187H132ZM238 188V187H237ZM249 188V187H248ZM101 189V188H100ZM225 189V188H224ZM240 189V188H239ZM238 189V190H239ZM102 190V189H101ZM213 190V191H214ZM226 190V189H225ZM236 190V189H235ZM55 191V190H54ZM104 191V190H103ZM129 191V190H128ZM227 191V190H226ZM230 191V190H229ZM107 192V191H106ZM227 193H228V191H227ZM241 193V192H240ZM19 194V196H17ZM52 194V193H51ZM122 194V193H121ZM242 194V193H241ZM115 195V194H114ZM228 194H226V196H227ZM230 195H231V193H230ZM243 195V194H242ZM103 197V196H102ZM121 197V196H120ZM206 197V196H205ZM211 197V196H210ZM242 197V196H241ZM14 199H19V200H21V204L20 203H18V202H16V201H14ZM73 201V200H72ZM131 201H132V199H131ZM213 201H212V203H213ZM239 200L237 199V202H238ZM8 202V203H7ZM99 202V201H98ZM205 202V201H204ZM32 203H34V202H32ZM240 203V202H239ZM95 204V203H94ZM136 204V203H135ZM241 204V203H240ZM42 205V204H41ZM96 205H100V206H103V205H101L100 204V202H99V204H96ZM118 205V204H117ZM242 205V204H241ZM143 206V205H142ZM44 208H45V210L47 211V213L48 212H50L52 209H54V207H52V206H43ZM140 207V206H139ZM240 207V206H239ZM42 208V207H41ZM43 208V209H44ZM129 208V207H128ZM142 208V207H141ZM206 208V207H205ZM214 208V207H213ZM216 208V207H215ZM237 208V207H236ZM37 209L35 210V213H37L36 211H37ZM40 209V208H39ZM38 209V210H39ZM69 209H70V212H71V214H73V215H75V214H77V215H80V216H82L83 217V211H81L80 210V206H79V203H78V201L77 200H74V202H73V204L72 205H69ZM88 209V208H87ZM123 209H125V208H123ZM122 209V210H123ZM142 209H144V206H143V208ZM55 210V209H54ZM95 210V209H94ZM140 210V209H139ZM214 210V209H213ZM216 210V209H215ZM40 211H42V210H40ZM90 211V210H89ZM88 211V212H89ZM98 211L99 212H101V211H104V209L102 210V208H101V210H100V207H98ZM135 211V210H134ZM32 212V211H31ZM30 212V213H31ZM39 212V211H38ZM58 212V211H57ZM64 212V211H63ZM91 213L93 212V211H90ZM130 212V211H129ZM43 213V211L41 212V214ZM102 213V212H101ZM105 213V212H104ZM127 213V212H126ZM139 213V212H138ZM206 213V212H205ZM244 213V212H243ZM242 213V214H243ZM33 214V213H32ZM40 214V215H41ZM133 214H134V212H133ZM140 214V213H139ZM141 214H142V212H141ZM144 214V213H143ZM241 214V215H242ZM34 215H36V214H34ZM33 215V216H34ZM40 215L39 216H37L38 217V219L40 220ZM45 214H43V216H44ZM88 215H89V213H88ZM100 215V214H99ZM136 215V214H135ZM12 216V215H11ZM10 216V218H12ZM42 216V217H43ZM45 216H47V215H45ZM64 216H65V214H64ZM76 216V215H75ZM127 216H128V214H127ZM205 216V215H204ZM35 218H36V216H34ZM63 217V216H62ZM66 217V216H65ZM87 217V216H86ZM95 217V216H94ZM139 217V216H138ZM145 217V216H144ZM44 218V217H43ZM48 218V217H47ZM64 218V217H63ZM104 218V217H103ZM102 217H101V219H103ZM109 218V217H108ZM134 218V217H133ZM34 219V218H33ZM32 219V220H33ZM37 219V220H38ZM66 219V218H65ZM72 220V218H70V216H69V219H66V220ZM141 219H142V217L140 218V221H141ZM142 219V220H143ZM43 220V219H42ZM77 220V219H76ZM76 220H75V222H76ZM79 220V219H78ZM89 220V218L86 220V221H88ZM94 220H96V218L94 219ZM99 220H100V216H99ZM138 220V219H137ZM143 220V221H144ZM206 220V219H205ZM35 221V220H34ZM41 221V220H40ZM73 221H74V219H73ZM82 225L80 224V221H79V223L78 224H80V226H78L79 227V229L76 231L77 232V234L80 236V239H81V242H82V244L85 246V247H88V243H89V240H88V231H90V230H92L93 229V227L92 226H90V225H88L87 223H86V221L84 220V218H82ZM105 221V220H104ZM140 221H138V222H140ZM46 222H47V220H46ZM46 222H44V224H42V221L40 222V225H38L39 224V222H38V224H37V226H39V231H40V234H41V236H44V235H47V236H49L48 235V233H47V226H46ZM72 222V221H71ZM70 222V223H71ZM89 222V221H88ZM93 222V221H92ZM96 222V221H95ZM94 222V223H95ZM100 222H102V224H104L103 223V221H101L100 220ZM210 222H211V220H210ZM34 223V222H33ZM52 223V222H51ZM146 225H145V224ZM53 224V223H52ZM75 224H77V223H75ZM77 224V225H78ZM92 224V223H91ZM111 224L113 225V223L111 222ZM140 224V223H139ZM72 225V227H73V223L71 224ZM70 225V226H71ZM98 225H100V223L98 224ZM105 225H106V223H105ZM104 225V226H105ZM108 225V224H107ZM107 225H106V227H107ZM111 225V226H112ZM28 226V225H27ZM52 226H54V224L52 225ZM96 226V225H95ZM116 226V225H115ZM135 226V225H134ZM226 226V227H227ZM231 226H232V224H231ZM51 227V226H50ZM56 227V226H55ZM74 227H75V225H74ZM98 227H101V225L100 226H98ZM105 227V228H106ZM138 227V228H139ZM222 227V228H223ZM49 228V227H48ZM57 228V227H56ZM102 228H104V227H102ZM231 228V227H230ZM34 229H35V227H34ZM51 229L52 228H49V230H50V232H51ZM53 229H54V227H53ZM58 229V228H57ZM74 229V228H73ZM99 229V228H98ZM101 229V228H100ZM116 229V228H115ZM136 229V228H135ZM224 229V228H223ZM24 230V229H23ZM26 230V229H25ZM36 230V229H35ZM54 231V230H53ZM52 231V232H53ZM56 231V230H55ZM103 231H106V229L104 230L103 229ZM116 231V230H115ZM135 231V230H134ZM32 232H33V230H32ZM31 232V233H32ZM49 232V231H48ZM96 232V231H95ZM98 232H100V231H98ZM140 231H138V233H139ZM229 232V231H228ZM38 233V232H37ZM54 233V232H53ZM55 233H57V236L59 235L58 233H60V230L58 229V232H55ZM101 234H103V232L101 231L100 232ZM141 233V232H140ZM30 234V233H29ZM34 234V233H33ZM61 234V233H60ZM76 234V235H77ZM211 234H212V236H214V237H211ZM229 234V233H228ZM39 235V234H38ZM99 235V234H98ZM114 235H115V233L114 232H108V233H106V234H104V235H102L101 237H98L99 238V253L100 254H102V261L104 262V264H112V262H113V257L111 256V253H110V250H112L111 249V245L113 244V241H114ZM37 236V235H36ZM60 236V235H59ZM225 236V235H224ZM35 237V236H34ZM62 237H63V235H62ZM139 237V236H138ZM33 238V237H32ZM225 238H227V237H225ZM92 239H94V238H92ZM35 240V239H34ZM116 240V239H115ZM131 241H135V240H131ZM256 242V243H255ZM25 243H26V245H27V250H26V252H27V254L29 255L30 253H31V251H32V249H33V247H32V241L30 240V236H29V238H27L26 239V241H25ZM94 243V242H93ZM92 243V244H93ZM95 244V243H94ZM115 244V243H114ZM259 244H257V245H259ZM90 245V244H89ZM134 245V244H133ZM138 245H136V246H138ZM116 246V245H115ZM37 247V246H36ZM258 247V246H257ZM94 249V248H93ZM230 249V250H229ZM94 251H96L95 249H94ZM93 251V252H94ZM238 251V250H237ZM91 252V251H90ZM238 252V253H239ZM131 253H133V252H131ZM136 253V252H135ZM258 253V252H257ZM260 253V252H259ZM96 254V253H95ZM256 254V253H255ZM260 254H258V256H259ZM137 258H138V256L137 255H135ZM151 256V260L150 259H148V257H150ZM257 256V255H256ZM238 257H240V254H239V256ZM29 258V257H28ZM135 258V257H134ZM258 258V257H257ZM139 259V258H138ZM145 259V260H144ZM236 259V260H235ZM88 260V259H87ZM137 259H135V261H136ZM150 261H151V263H150ZM262 261V262H261ZM87 262L88 261H81V264H87ZM89 262H91V261H89ZM261 262V263H260ZM28 263V262H27ZM92 263V262H91ZM90 263V264H91ZM138 264V263H137ZM140 264V263H139ZM144 264V263H143ZM147 264V263H146Z\"/></svg>",
  "mask_w": 264,
  "mask_h": 264
},
{
  "label": "crops",
  "instance_id": "crops-1",
  "mask_svg": "<svg viewBox=\"0 0 264 264\" xmlns=\"http://www.w3.org/2000/svg\"><path fill=\"white\" fill-rule=\"evenodd\" d=\"M4 253V248H1L0 258H3ZM23 254L16 253L14 259L0 260V264H81L77 251L56 235H50L43 243L34 247L29 255Z\"/></svg>",
  "mask_w": 264,
  "mask_h": 264
}]
</instances>
